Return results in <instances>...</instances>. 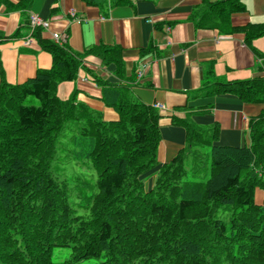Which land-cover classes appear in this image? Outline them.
<instances>
[{
	"label": "trees",
	"instance_id": "obj_1",
	"mask_svg": "<svg viewBox=\"0 0 264 264\" xmlns=\"http://www.w3.org/2000/svg\"><path fill=\"white\" fill-rule=\"evenodd\" d=\"M32 1L0 5L25 9ZM244 10L243 0L207 1L193 17L203 14L199 28L245 34L252 47L264 25L230 24ZM41 32L33 37L52 55V68L25 84L0 86V264H264V203H255V190L264 188V112L250 120V145L243 147L218 145L217 125L174 117L186 144L160 166L162 116L130 87L95 80L118 115L113 121L79 101L76 89L58 97V86L77 79L88 55L121 74V51L75 53ZM257 55L264 71V54ZM205 88L206 96L264 104V75ZM91 167L96 181L83 172ZM152 170L154 186L146 190ZM59 250L69 254L57 256Z\"/></svg>",
	"mask_w": 264,
	"mask_h": 264
},
{
	"label": "crops",
	"instance_id": "obj_2",
	"mask_svg": "<svg viewBox=\"0 0 264 264\" xmlns=\"http://www.w3.org/2000/svg\"><path fill=\"white\" fill-rule=\"evenodd\" d=\"M6 1L19 4V0ZM207 1L212 5L226 0H129L121 4H115L116 0H33L25 9L12 10L2 4L0 86L3 81L25 84L39 70L52 68V55L31 34L30 17L37 15L48 24L41 28L47 41L55 42L52 36L59 34L67 36V46L75 53L97 46L121 51V74L114 64L88 55L77 79L58 86V97L65 100L76 89L79 101L101 111L105 120H116L117 113L102 101L103 88L95 82L99 79L130 87L148 106H164V111H158L162 116L160 166L177 157L186 144V130L173 123L174 117L191 119L201 128L217 125L218 145L249 146L250 120L264 112V104L246 103L232 94L206 96L205 87L263 76V60L257 54H264V36L251 47L243 33L197 27L203 14L193 16ZM243 5L244 12L231 15L232 28L264 25V0H243ZM255 203H264V188L255 190Z\"/></svg>",
	"mask_w": 264,
	"mask_h": 264
},
{
	"label": "built area",
	"instance_id": "obj_3",
	"mask_svg": "<svg viewBox=\"0 0 264 264\" xmlns=\"http://www.w3.org/2000/svg\"><path fill=\"white\" fill-rule=\"evenodd\" d=\"M30 21H31V34L37 29V28H47L48 24L44 21L41 20V18L37 15H32L30 17ZM67 36L66 35H59V34H53L52 39L58 43L59 45H64L66 44L67 41ZM27 44L30 43V38H28L26 40ZM143 74V71L140 72L139 77H141ZM154 109L158 110V111H164L165 107L160 105V104H154L152 106Z\"/></svg>",
	"mask_w": 264,
	"mask_h": 264
},
{
	"label": "rangeland",
	"instance_id": "obj_4",
	"mask_svg": "<svg viewBox=\"0 0 264 264\" xmlns=\"http://www.w3.org/2000/svg\"><path fill=\"white\" fill-rule=\"evenodd\" d=\"M30 104H37L36 102H30ZM84 174L86 175V177L88 176V178L92 179L93 181H96V176H95V171L93 170V168H89V169H84ZM154 172V170L152 171H149L147 172L144 177H145V189L146 190H149L151 189L153 186H154V182H155V178L153 180V177H152V173ZM69 254V251L68 250H59L57 252V256H62V255H67ZM84 264H100V261L99 260H88L86 263Z\"/></svg>",
	"mask_w": 264,
	"mask_h": 264
}]
</instances>
